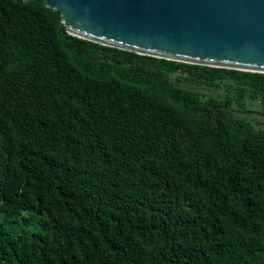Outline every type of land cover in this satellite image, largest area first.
Masks as SVG:
<instances>
[{
	"label": "trees",
	"instance_id": "16d2710c",
	"mask_svg": "<svg viewBox=\"0 0 264 264\" xmlns=\"http://www.w3.org/2000/svg\"><path fill=\"white\" fill-rule=\"evenodd\" d=\"M246 99L264 104L263 73L104 46L42 0H0V264H264Z\"/></svg>",
	"mask_w": 264,
	"mask_h": 264
},
{
	"label": "water",
	"instance_id": "95a60500",
	"mask_svg": "<svg viewBox=\"0 0 264 264\" xmlns=\"http://www.w3.org/2000/svg\"><path fill=\"white\" fill-rule=\"evenodd\" d=\"M42 2L60 13L66 32L77 38L169 61L264 74V0Z\"/></svg>",
	"mask_w": 264,
	"mask_h": 264
},
{
	"label": "rangeland",
	"instance_id": "374dc122",
	"mask_svg": "<svg viewBox=\"0 0 264 264\" xmlns=\"http://www.w3.org/2000/svg\"><path fill=\"white\" fill-rule=\"evenodd\" d=\"M198 89L207 95H216L220 98L228 94L223 87L221 89L198 87ZM231 110L237 117L250 122L255 128H264V104L260 99H246L240 104L233 102Z\"/></svg>",
	"mask_w": 264,
	"mask_h": 264
}]
</instances>
